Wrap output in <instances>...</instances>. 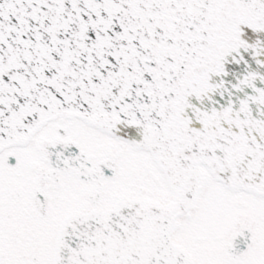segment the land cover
Listing matches in <instances>:
<instances>
[{
	"label": "snow or ice",
	"instance_id": "1",
	"mask_svg": "<svg viewBox=\"0 0 264 264\" xmlns=\"http://www.w3.org/2000/svg\"><path fill=\"white\" fill-rule=\"evenodd\" d=\"M0 264H264V0H0Z\"/></svg>",
	"mask_w": 264,
	"mask_h": 264
}]
</instances>
